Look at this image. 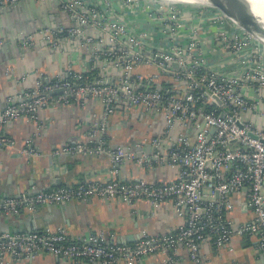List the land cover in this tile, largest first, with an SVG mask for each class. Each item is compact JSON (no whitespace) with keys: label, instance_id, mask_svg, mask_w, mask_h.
<instances>
[{"label":"built area","instance_id":"1","mask_svg":"<svg viewBox=\"0 0 264 264\" xmlns=\"http://www.w3.org/2000/svg\"><path fill=\"white\" fill-rule=\"evenodd\" d=\"M45 1L0 0V9ZM114 2L123 11H144V22L152 29L139 32L117 12ZM56 3L73 24L34 29L19 38L20 47L41 45L68 52L66 41L72 38L77 41L76 50L85 52L89 68L82 65L48 80L39 77L29 91L0 107V145L15 148V141L2 132L5 124L20 117L37 119L41 109L83 103L92 97L102 104L96 121L79 140L59 146L55 154L104 156L110 177L0 197V218L73 200L118 198L129 205L147 200L153 210L170 201L184 222L169 234L141 230L133 242L112 244L105 243L102 232L71 238L64 227L3 231L0 264L29 261L42 254L82 264H138L149 255L162 254L164 264H182L180 246L188 251L189 264H205L201 245L209 244L220 256L224 250L234 251V239L248 236L256 238L255 249L264 254V44L208 4L161 0ZM195 4L216 11L210 12L219 26L214 34L228 53L220 68L205 67L195 32H189L186 39L179 37L186 29L178 6ZM227 23L230 28H225ZM140 66H149L151 71L137 72ZM88 72L94 73L91 80ZM21 78L26 80L27 74ZM135 108L160 116L163 128L150 138V149L108 148L104 137L110 117ZM17 150L25 156L40 154L30 139ZM127 161L145 168L175 169L177 176L161 183L122 181L116 175ZM230 264L243 262L233 258Z\"/></svg>","mask_w":264,"mask_h":264},{"label":"crops","instance_id":"2","mask_svg":"<svg viewBox=\"0 0 264 264\" xmlns=\"http://www.w3.org/2000/svg\"><path fill=\"white\" fill-rule=\"evenodd\" d=\"M115 9L139 32L152 29L144 22V11H123L116 3ZM178 10L186 29L179 37L186 39L195 32V38L206 59L205 67H222L228 53L217 42L214 34L219 26L214 23L210 12L216 11L199 5H179ZM72 24V19L59 9L56 0H46L39 4L21 2L0 11V107H5L16 95L20 96L29 91V87H33L34 81L39 77L48 80L56 74H65L68 70L80 68L82 65L83 68H89V63L83 57L85 52L79 48L76 50L78 44L72 38L66 41L68 52L41 45L27 49L20 47L17 38L20 32L28 35L34 29H55L58 25ZM225 28H230V25L227 23ZM9 68L12 73L6 72ZM136 71L145 74L151 71V67L140 66ZM25 74L27 78L22 80L21 76ZM101 111V102L90 97L83 103L56 104L41 109L37 113V119L20 117L5 124L2 132L15 141V148L0 145V197L18 196L31 190H48L84 180H107L110 177L109 162L104 156L55 154L59 146L79 140ZM109 128L104 137L108 148H129L139 152L144 148L150 149V138L159 134L163 125L159 115L144 114L139 108H135L128 112L117 111L110 117ZM27 139L32 140V145L38 148V156L18 153L17 148ZM176 176L175 169L159 166L145 168L133 161H127L119 167L116 178L122 181L144 179L161 183L169 182ZM183 222L184 218L170 201L163 202L153 210L147 200H137L129 205L118 198H89L73 200L64 205L40 206L33 213L22 212L20 220L15 216H1L0 232L21 226L25 228L32 223L51 231L64 227L74 239L102 232L105 243L112 244L133 242L141 230L155 235L169 234ZM255 243L256 238L253 236L234 239V251L224 250L220 256L213 252L209 244H203L200 253L205 264H230L233 258L243 264H264V254L256 251ZM177 251L179 261L189 264L188 251L183 246ZM164 260V255L152 254L138 264H164ZM9 264L82 263L42 254L29 261Z\"/></svg>","mask_w":264,"mask_h":264},{"label":"water","instance_id":"3","mask_svg":"<svg viewBox=\"0 0 264 264\" xmlns=\"http://www.w3.org/2000/svg\"><path fill=\"white\" fill-rule=\"evenodd\" d=\"M205 1L202 4L211 5L218 10H220L227 18L231 21L236 23L239 27H241L246 32L253 35L257 38L260 42L264 44V20L258 18L253 14L247 4H249L246 0H199ZM12 6H7L6 8H11ZM4 9H0V11H4ZM26 34L20 33L17 38L25 36ZM160 60L159 58H157ZM173 66H177L176 63H173ZM110 79H108L109 81ZM61 90H56L55 93H60ZM219 102V101H218ZM220 103V102H219ZM21 214V213H20ZM20 214L16 215L15 217L20 220ZM44 226L33 225L32 223L28 224V227L23 228H9L7 230L8 233H15V232H31L35 230H41Z\"/></svg>","mask_w":264,"mask_h":264},{"label":"bare ground","instance_id":"4","mask_svg":"<svg viewBox=\"0 0 264 264\" xmlns=\"http://www.w3.org/2000/svg\"><path fill=\"white\" fill-rule=\"evenodd\" d=\"M164 2H172V3H204L205 1L199 0H161ZM249 4H247L250 8H252V12L258 18L264 20V0H246Z\"/></svg>","mask_w":264,"mask_h":264},{"label":"trees","instance_id":"5","mask_svg":"<svg viewBox=\"0 0 264 264\" xmlns=\"http://www.w3.org/2000/svg\"><path fill=\"white\" fill-rule=\"evenodd\" d=\"M200 71L204 72V70L202 68L200 69ZM87 75H88L89 80H91L93 78V76H94V73L93 72H88ZM206 108L210 109V107H206Z\"/></svg>","mask_w":264,"mask_h":264},{"label":"rangeland","instance_id":"6","mask_svg":"<svg viewBox=\"0 0 264 264\" xmlns=\"http://www.w3.org/2000/svg\"><path fill=\"white\" fill-rule=\"evenodd\" d=\"M195 5H197V4H195Z\"/></svg>","mask_w":264,"mask_h":264}]
</instances>
